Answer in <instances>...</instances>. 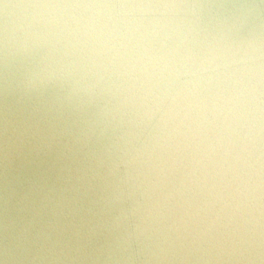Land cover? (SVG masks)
<instances>
[{
	"label": "clouds",
	"instance_id": "1",
	"mask_svg": "<svg viewBox=\"0 0 264 264\" xmlns=\"http://www.w3.org/2000/svg\"><path fill=\"white\" fill-rule=\"evenodd\" d=\"M228 3L0 0V157L67 137L95 192L33 264H264V41Z\"/></svg>",
	"mask_w": 264,
	"mask_h": 264
},
{
	"label": "water",
	"instance_id": "2",
	"mask_svg": "<svg viewBox=\"0 0 264 264\" xmlns=\"http://www.w3.org/2000/svg\"><path fill=\"white\" fill-rule=\"evenodd\" d=\"M242 8L251 9L250 15L239 29H233L229 40L239 43L254 33L264 41V0H229L227 5L229 14L239 15ZM214 29L215 21L209 30ZM165 43L166 49H171L179 39L174 35ZM152 46L159 48L161 42L153 41ZM199 47H204V43ZM216 87L214 83L204 94L214 93ZM53 100L49 98L45 103L50 106ZM73 131L78 132L79 127L74 126ZM68 143L66 137L52 152L37 154L26 148L22 153L0 157V264H33L39 248L36 237L42 229L48 230L54 224L53 239L59 236L67 241L76 226L92 219L87 208L95 192L85 191L75 179L74 170L82 154L73 156L75 163L58 158L59 151L67 152L64 145ZM65 164L73 168L71 178L62 170Z\"/></svg>",
	"mask_w": 264,
	"mask_h": 264
}]
</instances>
